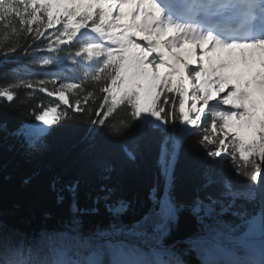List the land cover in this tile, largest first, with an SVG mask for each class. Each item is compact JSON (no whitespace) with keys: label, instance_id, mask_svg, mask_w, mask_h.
Listing matches in <instances>:
<instances>
[{"label":"snow or ice","instance_id":"obj_1","mask_svg":"<svg viewBox=\"0 0 264 264\" xmlns=\"http://www.w3.org/2000/svg\"><path fill=\"white\" fill-rule=\"evenodd\" d=\"M21 34L33 41L45 37L43 48H29L34 55L46 51L49 55L35 56L36 63L57 70L46 76L37 72L40 78L0 82V99L12 102L21 88L45 93L49 101H41L33 115L49 127L92 112L84 106L90 101L97 103L95 115L102 117L92 123L103 127L117 106H123L128 120L106 134L119 139L140 129L160 130L158 147L166 174L185 139L196 137L205 153L203 187L220 182L221 196H230L233 203L243 198L260 205L254 214H241L244 231H239L242 225L227 230L209 225L197 243L209 252L237 256L258 232L264 247V0H0V48H7L5 57L17 51L7 42ZM24 52L28 54V48ZM121 150L132 157L128 145ZM226 163L235 176L252 184L235 188L224 174ZM159 203L165 218L174 220L170 194ZM217 204L221 200L208 194L197 197L192 210L212 216ZM103 235L89 238L87 255L60 250L56 259H33L21 246L5 242L0 264H171L130 259L138 255L135 249L123 241H101ZM105 249L108 261L99 258Z\"/></svg>","mask_w":264,"mask_h":264},{"label":"trees","instance_id":"obj_2","mask_svg":"<svg viewBox=\"0 0 264 264\" xmlns=\"http://www.w3.org/2000/svg\"><path fill=\"white\" fill-rule=\"evenodd\" d=\"M45 43V37L35 41L28 34L12 37L7 45L15 44V53L5 57L7 48H0V82L40 78L37 72L46 76L56 71L36 63L35 56L49 55L46 51L34 55L29 48H43ZM65 75L73 73L65 71ZM17 92L12 102L0 99V253L5 242L11 247L12 238L21 234L23 239L18 245L33 259H56L60 250L69 255L73 251L88 254L89 238L103 233L135 249L138 255L132 257L201 264L208 257L220 255L219 250L209 252L197 243L206 226L219 224L227 230L242 225L239 231H244L241 214L247 211L251 215L259 209V203L237 198L240 210H228L223 203L232 198L221 196L222 183L203 187L205 153L196 137L185 139L166 174L158 147L163 135L160 130L140 129L119 139L106 134L122 120H128L123 106H117L101 127L92 123L102 117L95 115L97 103L90 101L84 106L91 107L92 112L61 120L44 134L28 136L22 128L36 122L33 112L40 110L41 101L47 103L50 98L23 88ZM93 140L96 147L92 146ZM121 145L129 146L132 157L121 150ZM223 171L237 189L252 184L235 176L230 163L224 165ZM73 185L74 191L70 190ZM166 194L175 205L174 220L165 218L159 203ZM208 194L220 199L221 204L216 205L212 216L203 211L195 214L192 209L197 197L203 199ZM121 202L125 210L115 217L111 207ZM31 237H37L39 244L30 245ZM189 239L193 240L183 241ZM137 242L157 243L165 248L148 250ZM237 252L236 258L252 260L248 250ZM105 253L108 261L107 249Z\"/></svg>","mask_w":264,"mask_h":264},{"label":"rangeland","instance_id":"obj_3","mask_svg":"<svg viewBox=\"0 0 264 264\" xmlns=\"http://www.w3.org/2000/svg\"><path fill=\"white\" fill-rule=\"evenodd\" d=\"M48 128H49V126H45L42 124V122L36 121L34 124L25 125L22 128V131L25 132L28 136H32L35 133L44 134L48 131ZM41 129H45V130L43 132H41ZM241 199H243V198H241ZM223 204L226 205V208H228V210H232L234 212H238L240 210L239 205H237L235 201L233 203L231 200L229 202H224ZM117 209H119V211H117ZM124 210H125V206L123 208H120V205L115 206L114 208L111 207V212L115 217L119 216ZM257 235H259L258 232H257ZM21 239H23V236L21 234H18L16 238H12L11 247L17 246ZM28 243L32 246L38 245L39 239L37 237H31Z\"/></svg>","mask_w":264,"mask_h":264},{"label":"bare ground","instance_id":"obj_4","mask_svg":"<svg viewBox=\"0 0 264 264\" xmlns=\"http://www.w3.org/2000/svg\"><path fill=\"white\" fill-rule=\"evenodd\" d=\"M260 208V207H259Z\"/></svg>","mask_w":264,"mask_h":264}]
</instances>
